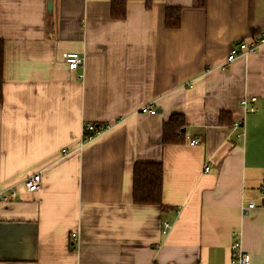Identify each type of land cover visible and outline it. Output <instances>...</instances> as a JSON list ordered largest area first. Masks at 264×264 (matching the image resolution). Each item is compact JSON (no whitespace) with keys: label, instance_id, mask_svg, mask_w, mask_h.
Segmentation results:
<instances>
[{"label":"crops","instance_id":"obj_1","mask_svg":"<svg viewBox=\"0 0 264 264\" xmlns=\"http://www.w3.org/2000/svg\"><path fill=\"white\" fill-rule=\"evenodd\" d=\"M124 1L114 20L111 0H0V264H232L237 242L264 264V45L226 62L264 32V0ZM173 114L197 145L161 143ZM86 123L109 128L78 150ZM136 162L162 163L165 210L133 204Z\"/></svg>","mask_w":264,"mask_h":264},{"label":"trees","instance_id":"obj_2","mask_svg":"<svg viewBox=\"0 0 264 264\" xmlns=\"http://www.w3.org/2000/svg\"><path fill=\"white\" fill-rule=\"evenodd\" d=\"M204 4H202L201 7H204ZM125 5L126 3L124 0H111V19L122 20L125 17ZM148 5L149 3L146 2V7H148ZM180 13V7H166L164 27L166 29H178L180 27ZM3 56L4 45L0 40V103L2 100ZM217 124L218 126H229L231 124L229 115L225 112H221L218 116ZM185 128L186 120L182 114L171 115L161 126V143L163 145L184 143L185 134L183 130H185ZM162 178L163 167L161 162H136L132 169L133 204L140 206H156L161 210H165L161 201Z\"/></svg>","mask_w":264,"mask_h":264},{"label":"built area","instance_id":"obj_3","mask_svg":"<svg viewBox=\"0 0 264 264\" xmlns=\"http://www.w3.org/2000/svg\"><path fill=\"white\" fill-rule=\"evenodd\" d=\"M264 45V32L256 39H250L246 41H241L237 45L231 47L226 56V62L231 63L238 57L247 58L250 54H253L257 49ZM64 63L67 66L69 71H76L78 68H81L84 64V57L77 53H66L62 56ZM78 79L82 75H77ZM257 99L255 97H245L240 101V105L245 109L246 112L254 113L256 109L253 107ZM142 114H155V109L152 105L143 106L140 109ZM243 117L236 121L233 126L235 128L240 127L243 124ZM109 126L107 125H97L93 123H86L82 125L81 128V139L78 144V150H81L86 146L92 139L96 138L103 134ZM184 139L189 143L190 146L198 144L197 139H192L188 135H184ZM67 150H62L61 154L66 155ZM207 170V168H205ZM23 189L27 193H34L39 191L42 188V178L39 173L26 176L22 180ZM15 197V192H9L8 195H4L3 191H0V201H12ZM258 207L255 202H249L246 206H243V210L247 211L249 209ZM264 207V204L262 205ZM170 228V224L166 221H163L161 224V232L165 234ZM72 240H76V235L71 234ZM231 263L232 264H250L249 256L246 252L242 250L241 244L239 242L231 245Z\"/></svg>","mask_w":264,"mask_h":264},{"label":"water","instance_id":"obj_4","mask_svg":"<svg viewBox=\"0 0 264 264\" xmlns=\"http://www.w3.org/2000/svg\"><path fill=\"white\" fill-rule=\"evenodd\" d=\"M183 132H184V130H183Z\"/></svg>","mask_w":264,"mask_h":264}]
</instances>
